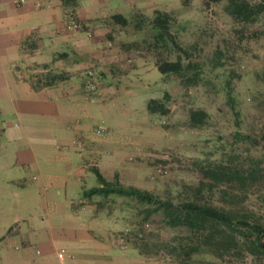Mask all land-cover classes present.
<instances>
[{
	"label": "crops",
	"instance_id": "0c3cea01",
	"mask_svg": "<svg viewBox=\"0 0 264 264\" xmlns=\"http://www.w3.org/2000/svg\"><path fill=\"white\" fill-rule=\"evenodd\" d=\"M113 1L77 0L81 29L68 31L62 0H0V264H160L118 241L123 222L83 197L95 167L111 180L105 169L138 144L116 136L125 121L137 129L134 109L114 113L131 88H86L88 70L123 63L106 40ZM48 72L67 79L44 86Z\"/></svg>",
	"mask_w": 264,
	"mask_h": 264
},
{
	"label": "rangeland",
	"instance_id": "374dc122",
	"mask_svg": "<svg viewBox=\"0 0 264 264\" xmlns=\"http://www.w3.org/2000/svg\"><path fill=\"white\" fill-rule=\"evenodd\" d=\"M138 1H145L140 8L142 11L127 7L124 0L113 1L111 5L115 7L114 11H106L110 15L121 14L132 20L127 28L110 25L106 32V40L111 42L117 54H121L123 63L117 62L103 69L101 65L92 68L97 73V90L102 84L131 88V91L126 92L127 98L122 95L118 112L114 113L128 119L131 111L127 109L129 106L137 113L134 118L139 117L133 123L137 129L128 128L130 126L127 127L125 121L116 133L119 144L130 143L127 136L132 134L138 141L137 146L129 149L131 151L128 154H120L115 165L111 162L105 172L115 168L122 184H136L140 188L165 195L171 190L178 191L185 184L198 182L203 167L216 165L231 155L236 165L264 162V142L255 147L248 141L233 138V134L239 130L245 135L263 140L264 14L252 23H237L225 11L226 0L220 3L209 0L207 4L204 0ZM157 7L174 14L177 19L172 30L190 54L185 61H194L200 65L199 82H192L191 86L184 85L175 76H164L159 72L155 65L158 56L147 50L145 44L146 41H152L149 27L145 24L140 30L135 27V14L143 12L149 17ZM109 19H106V23ZM109 34L113 39L108 38ZM163 57L175 59L167 54ZM104 70L111 73L108 80L104 78ZM50 73L42 74L40 80L45 82L46 75ZM99 74L105 76L97 79ZM186 75L192 77L193 72H187ZM229 90L235 98L238 115L227 104ZM165 92L171 95L168 103L170 112L166 116L150 114L148 101L163 98ZM134 96L139 98L134 99L135 103L132 102ZM191 109H204L208 112L209 119L205 127L190 126ZM120 110L123 115L119 114ZM144 112L147 113V119L142 117ZM101 154L109 156L108 152ZM128 178H133V181ZM97 185L98 179L94 174L88 179L87 186L91 189ZM253 198L247 201V205L263 214V205ZM124 203L123 199L117 198L115 205L108 203L110 209L103 210V213L110 215L116 222H123L126 230L121 233H128L132 218L131 221L127 220L126 212L121 211ZM135 204V201L131 202V205ZM135 221L138 222L133 229L136 238L138 235V239L148 241L153 249L156 240L169 239L178 232L167 228L159 216H152L146 223L141 216ZM121 233H117V236ZM117 240L124 241L122 236ZM152 258L160 264H178L164 251ZM222 263L257 264L247 254L243 258H226Z\"/></svg>",
	"mask_w": 264,
	"mask_h": 264
},
{
	"label": "trees",
	"instance_id": "16d2710c",
	"mask_svg": "<svg viewBox=\"0 0 264 264\" xmlns=\"http://www.w3.org/2000/svg\"><path fill=\"white\" fill-rule=\"evenodd\" d=\"M62 1L64 14L77 17V0ZM208 1L204 0L205 4ZM212 1L220 3L223 0ZM225 11L237 23H252L264 14V0H226ZM144 14H135V27L138 30L144 24L149 27L152 41L145 39V44L147 50L157 54L155 65L159 72L164 76L179 78L186 86L199 82L200 65L194 61H185L190 54L173 33L172 29L177 20L174 14L158 7L153 9L149 17ZM107 24L127 28L132 20L115 14ZM107 36L110 40L113 39L111 34ZM26 43L29 44L28 41ZM164 54L174 56L175 59L165 58ZM191 71L193 75L188 77L186 73ZM65 79L67 75L56 72L46 75L45 82H40L49 86ZM170 101L171 95L168 92L164 93L163 98L150 99L148 112L166 116L170 112ZM227 104L238 115L235 98L230 90L227 93ZM208 119L209 114L204 109H191L189 113L192 128L205 127ZM233 138L248 141L255 147L264 142V136L261 141L239 130L233 134ZM232 158L234 156L231 155L216 165L203 167L198 182L185 184L178 191L171 190L165 195L135 185H124L119 174L109 180L95 167L93 171L99 185L84 191L83 197L89 201L95 200L93 204L99 210H109L108 203L115 205L117 198L123 199L125 203L121 211L126 212V219L131 221L132 218V221L128 233H121L124 239L122 244L133 247L142 256L152 258L158 252L164 251L178 264H223L226 258H243L247 254L257 264H264V213L260 214L247 205V201L254 197L264 207V162L236 165ZM134 201L136 204L131 205ZM154 215L161 217L167 228L178 232L169 239L156 240L152 243L153 249L148 241L138 239V235L136 238L133 229L138 225L136 218L141 216L146 223ZM183 231L184 234L181 233ZM144 236L146 238L147 235Z\"/></svg>",
	"mask_w": 264,
	"mask_h": 264
},
{
	"label": "built area",
	"instance_id": "2783aa9c",
	"mask_svg": "<svg viewBox=\"0 0 264 264\" xmlns=\"http://www.w3.org/2000/svg\"><path fill=\"white\" fill-rule=\"evenodd\" d=\"M64 25L68 31H78L81 29V24L77 21L76 17L71 15L64 16ZM96 75L97 73L94 69H90L86 72V88L90 91L97 90ZM20 78H23V76L20 75ZM59 257L62 258L63 255L60 254Z\"/></svg>",
	"mask_w": 264,
	"mask_h": 264
}]
</instances>
